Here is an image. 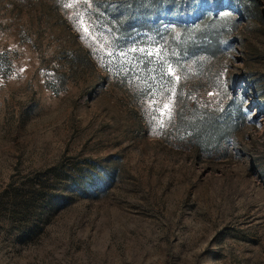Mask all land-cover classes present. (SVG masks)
<instances>
[{"label": "rangeland", "instance_id": "1", "mask_svg": "<svg viewBox=\"0 0 264 264\" xmlns=\"http://www.w3.org/2000/svg\"><path fill=\"white\" fill-rule=\"evenodd\" d=\"M0 264H264V0H0Z\"/></svg>", "mask_w": 264, "mask_h": 264}, {"label": "snow or ice", "instance_id": "2", "mask_svg": "<svg viewBox=\"0 0 264 264\" xmlns=\"http://www.w3.org/2000/svg\"><path fill=\"white\" fill-rule=\"evenodd\" d=\"M65 6L66 7H70L72 5L71 4H66ZM85 31H87V28H85ZM149 55H151V53H149ZM164 107L167 109L168 108V105L166 104V105H164Z\"/></svg>", "mask_w": 264, "mask_h": 264}]
</instances>
